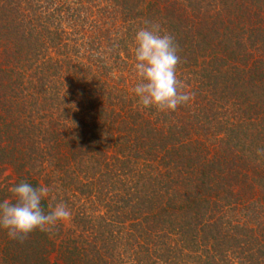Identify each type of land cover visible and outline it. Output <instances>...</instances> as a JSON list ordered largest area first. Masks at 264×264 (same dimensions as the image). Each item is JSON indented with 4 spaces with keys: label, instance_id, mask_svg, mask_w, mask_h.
<instances>
[{
    "label": "trees",
    "instance_id": "1",
    "mask_svg": "<svg viewBox=\"0 0 264 264\" xmlns=\"http://www.w3.org/2000/svg\"><path fill=\"white\" fill-rule=\"evenodd\" d=\"M178 44L194 99L133 88L135 32ZM264 0H0V202L47 186L71 218L0 264H264Z\"/></svg>",
    "mask_w": 264,
    "mask_h": 264
},
{
    "label": "clouds",
    "instance_id": "2",
    "mask_svg": "<svg viewBox=\"0 0 264 264\" xmlns=\"http://www.w3.org/2000/svg\"><path fill=\"white\" fill-rule=\"evenodd\" d=\"M133 42V67L139 80L133 92L141 106L170 113L194 99L177 76L180 57L172 34L163 31L159 23L145 22L135 32ZM256 155L264 158V148H258ZM9 191L12 198L0 202V228L10 239L23 242L34 231L50 232L71 218L63 201L50 203L45 211L42 201L51 191L47 186L33 187L21 181Z\"/></svg>",
    "mask_w": 264,
    "mask_h": 264
}]
</instances>
